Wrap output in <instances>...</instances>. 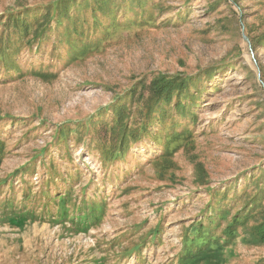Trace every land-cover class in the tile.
Instances as JSON below:
<instances>
[{
    "label": "rangeland",
    "instance_id": "rangeland-1",
    "mask_svg": "<svg viewBox=\"0 0 264 264\" xmlns=\"http://www.w3.org/2000/svg\"><path fill=\"white\" fill-rule=\"evenodd\" d=\"M59 1L0 0V264H264V0H73L30 43ZM159 75L192 79L186 115L148 101Z\"/></svg>",
    "mask_w": 264,
    "mask_h": 264
},
{
    "label": "trees",
    "instance_id": "trees-1",
    "mask_svg": "<svg viewBox=\"0 0 264 264\" xmlns=\"http://www.w3.org/2000/svg\"><path fill=\"white\" fill-rule=\"evenodd\" d=\"M90 1L94 3V6H90ZM113 2V0H87L85 1V4L82 3H75V6H77L76 12H78L80 9L91 10L94 14L101 13L103 15H110L112 17L115 16L113 12L110 11L109 4ZM139 5L142 4L139 0H137ZM73 0H61L55 4H53L52 7H44L47 9L45 11V17L44 21L38 22L37 29L33 31L32 37L30 39L31 42L42 41L43 36L47 33V31L52 26L53 21L56 19L57 23L59 25L62 24L63 20H71L72 17L69 15V10L71 6L73 5ZM114 2L113 4H115ZM30 12L26 11L25 15H29ZM29 19L28 17L23 19V16H17L14 14H11V19L5 23L6 28L4 31H9L11 28L14 29V32L19 33L23 38L29 37L31 33V27L29 26ZM82 23L80 22L78 25V21H74V24L72 27L66 28L65 36L67 41H71L73 34L76 35V37L82 35L83 33ZM2 50V47H0V51ZM192 79L188 78L186 76L176 75V76H166V75H159L156 78H154L149 85H143L142 89H145L148 95V101L152 102L154 105H157L159 107H164L165 104L174 102V99L180 98L177 105L174 107L177 113H180L182 116L187 114V106L185 103H183L182 99H191V101L194 103L197 100V96L190 95V84ZM138 94V90H133L131 93V97L135 98ZM141 94L139 95L138 99H143L146 95ZM186 94V95H184ZM120 104L116 107H113L114 112V119H115V127L113 129V140L116 142H119L121 150L124 149L126 146H128V139L126 137L129 135L128 132H130V129L128 128V123L125 121L124 112H125V104L122 103V101H119ZM152 113V110H151ZM165 111H161L160 118L165 116ZM136 130H132L130 133V136H134ZM178 136V134L175 135ZM64 132H62V135L60 136L61 139H64ZM138 140H134L133 143H136ZM252 208V207H250ZM212 209V208H211ZM213 210V209H212ZM224 221L226 222V218L222 217ZM239 220H236L234 223L229 225V227L226 228L224 232V238L226 237V243L230 241L233 237L236 235V227L239 225ZM212 225V223H211ZM199 229L201 232L204 230L203 224L196 223L192 230ZM215 233V232H214ZM251 238L254 242L264 244V220L259 225L255 226L253 231L250 233ZM203 236L200 234L193 233V239L192 242H201L203 240ZM216 238V237H215ZM205 240V239H204ZM203 240V241H204ZM208 240V238L206 239ZM215 240V239H212ZM218 240V239H216ZM202 244H208L203 242Z\"/></svg>",
    "mask_w": 264,
    "mask_h": 264
}]
</instances>
